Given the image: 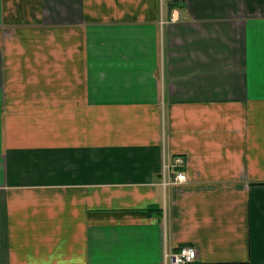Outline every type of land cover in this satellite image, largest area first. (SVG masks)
Listing matches in <instances>:
<instances>
[{
	"label": "crops",
	"instance_id": "1",
	"mask_svg": "<svg viewBox=\"0 0 264 264\" xmlns=\"http://www.w3.org/2000/svg\"><path fill=\"white\" fill-rule=\"evenodd\" d=\"M185 246L264 264V0H0V264Z\"/></svg>",
	"mask_w": 264,
	"mask_h": 264
},
{
	"label": "built area",
	"instance_id": "2",
	"mask_svg": "<svg viewBox=\"0 0 264 264\" xmlns=\"http://www.w3.org/2000/svg\"><path fill=\"white\" fill-rule=\"evenodd\" d=\"M186 161L183 157H175L171 165L165 164L162 169V185L168 187L175 184H184L188 177L184 168ZM197 259V249L193 246H185L172 254L166 252L164 264H192Z\"/></svg>",
	"mask_w": 264,
	"mask_h": 264
}]
</instances>
